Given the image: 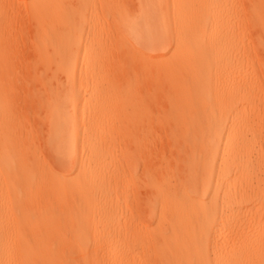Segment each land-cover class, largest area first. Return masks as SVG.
Wrapping results in <instances>:
<instances>
[{"label":"bare ground","instance_id":"1","mask_svg":"<svg viewBox=\"0 0 264 264\" xmlns=\"http://www.w3.org/2000/svg\"><path fill=\"white\" fill-rule=\"evenodd\" d=\"M0 264H264V0H0Z\"/></svg>","mask_w":264,"mask_h":264},{"label":"rangeland","instance_id":"2","mask_svg":"<svg viewBox=\"0 0 264 264\" xmlns=\"http://www.w3.org/2000/svg\"><path fill=\"white\" fill-rule=\"evenodd\" d=\"M25 19V20H24ZM23 19V21H21V23L19 22V20L17 21V22H15V21H13V22H11L10 24L12 25V29L14 30V31H17L18 30V32H20L21 30L23 31L22 33H24L23 34V37L25 36V34H26V32L28 33V36H27V38L26 37H20V44L21 45H19L18 46V48L17 49H13L11 52H10V55H9V59H13V60H17L18 61V59L19 60H22V58H25V61H28V58L30 57V52H28V47H27V44L24 46V49H23V43H24V40L25 41H27V40H29V38H30V33H31V27H30V25H28L29 23H28V20H27V18H24ZM29 26V27H28ZM17 29V30H16ZM28 29V30H27ZM30 29V30H29ZM20 34H21V32H20ZM254 37L251 35V34H247V44H250L251 43V39H253ZM21 39H23V43H22V40ZM28 42V41H27ZM27 42H25V43H27ZM27 49H26V48ZM21 49H23V51H21ZM27 51H26V50ZM19 51V52H18ZM15 52H17V53H15ZM15 53V54H14ZM23 53V54H22ZM25 53V54H24ZM20 54V55H19ZM22 54V55H21ZM27 54V55H26ZM29 54V55H28ZM15 55H16V58H15ZM19 56L21 57V58H19ZM24 56V57H23ZM254 58V63H253V66H254V68L258 71L259 69H260V63H261V53L260 52H256L255 54H254V56H253ZM15 58V59H14ZM24 60V59H23ZM22 60V61H23ZM16 72V71H15ZM13 72L12 74H13V78L12 79H14V81H15V79H16V75L20 72ZM16 75H15V74ZM20 74H23V73H19V75ZM19 75H17V76H19ZM20 77H21V75H20ZM19 77V78H20ZM18 78V79H19ZM18 79H16V80H18ZM13 82V81H12ZM16 86H15V85ZM19 83V81L18 82H13V88H15V90H13L14 92H13V95H12V100H14L16 103L18 102V104H20L21 102L23 103L24 102V96H25V90H23L24 88H23V85L22 84H20ZM21 85H22V89H21ZM16 87H18V88H16ZM12 88V89H13ZM18 89V90H17ZM20 89V90H19ZM17 93V94H16ZM22 94H23V96H22ZM16 95V96H15ZM14 96V97H13ZM20 100V101H19ZM21 105V104H20ZM23 106V105H22ZM24 107V106H23ZM27 113L25 114V115H23V118H24V120H26V124H25V126H24V129L21 131V133L25 136L26 135V132L27 131H29L28 129H30V126H34V127H36V129H37V131L39 132V137H38V140H36L37 141V143L38 144H41L42 142H41V140H40V137H41V133H42V135H43V131H44V128H45V126H44V124L42 125L41 123H43V122H41V115L43 114V110L41 109V110H38V113H40L39 115H37V116H33V115H35V114H33V112L32 111H26ZM42 113V114H41ZM16 114V113H15ZM38 126V127H37ZM43 126V127H42ZM41 127H42V129H41ZM41 130H42V132H41ZM36 141H34V143L36 144ZM120 148L119 147H117L116 148V153H117V155L120 153ZM36 151V150H35ZM34 150H30L29 152H28V154H32V153H34L35 152ZM41 151H42V153H41V156L44 158L45 157V152L43 151V149H41ZM48 157V156H47ZM46 157V158H47ZM45 158V159H46ZM48 160V161H47ZM47 162L48 163H50V158H47Z\"/></svg>","mask_w":264,"mask_h":264}]
</instances>
